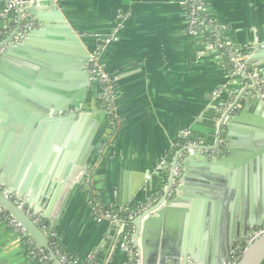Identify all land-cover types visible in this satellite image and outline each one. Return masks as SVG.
I'll return each instance as SVG.
<instances>
[{"label":"crops","instance_id":"1","mask_svg":"<svg viewBox=\"0 0 264 264\" xmlns=\"http://www.w3.org/2000/svg\"><path fill=\"white\" fill-rule=\"evenodd\" d=\"M205 2L207 14L224 25L229 41L248 48L262 45L264 0ZM55 5L88 52L95 53L99 70L112 78V111L121 123L114 132L107 111L101 107L100 85L91 80L81 108L88 112L90 121L73 126L80 138L87 134L89 126L98 123L86 161L88 167L79 182L67 191L56 188L57 197L64 194L54 219L45 227V231L55 235L61 250L81 261L91 257L94 264H134L131 255L136 248L129 242L126 249L117 246L119 222L133 228L130 220L135 214L164 194L180 150L181 130L188 128L202 145L214 146L219 114L232 100H238L240 109L247 105L242 121L233 122L230 132L227 126L221 130L224 142L230 133L233 159L216 165V172L204 165L209 162L191 159L184 164L186 156L182 158L173 196H180L186 210L184 216L192 217L188 225L183 221L182 235L171 224L165 242L171 246L186 240L205 256L213 235L204 233L198 240L200 231L195 219L207 218L210 228L221 210L225 220L229 212L248 216L251 211V219L255 220L264 204V137L255 138V134L264 136L263 128L256 123L264 108L259 101H251L247 92L237 91L240 84L228 80L221 57L200 53L197 38L186 33L182 0H56ZM3 7L4 1L0 0V11ZM39 12L42 16L36 18L24 11L22 19L31 20V29L46 26L47 32L53 31L48 27L59 22L47 16V7ZM119 14L125 17L121 20ZM15 28L13 18L0 19V31L7 33L4 39ZM33 43L49 46V41L39 37L33 38ZM257 62L255 67L264 71V51ZM215 90L219 92L212 96ZM244 136L249 139L244 141ZM224 149L223 155L228 153ZM203 153L212 159L223 156ZM247 153L254 154L246 162ZM163 157L164 166L159 168L157 164ZM217 184L222 185L219 196L213 194L217 189L213 185ZM227 185L230 191L224 195ZM173 196L167 195V199ZM99 209L115 212L117 221H96ZM136 250L149 254L148 245L144 252ZM33 253H28L25 241L15 230L0 223V264H36L37 254Z\"/></svg>","mask_w":264,"mask_h":264},{"label":"water","instance_id":"2","mask_svg":"<svg viewBox=\"0 0 264 264\" xmlns=\"http://www.w3.org/2000/svg\"><path fill=\"white\" fill-rule=\"evenodd\" d=\"M46 7L50 10L47 16L59 22L48 27V30L53 31L47 32V27L42 26L39 30H28L21 38L14 40L22 21L21 12L27 11L40 18L42 15L39 11ZM16 13L18 20L15 30L0 42V47H5L0 54V206L33 239L35 254L40 255V249L43 248L53 264H61L53 248L49 246L55 242V235H46L27 211L40 214L43 224L47 226L54 219V211L64 194L57 197L56 188L63 187V191H67L79 182L81 175L87 170L86 161L98 123L94 122L89 126L90 130L80 138L73 131V126L90 121L88 112L81 111L82 99L92 80L87 68L90 52L82 44L80 37L65 23L54 2L41 0L39 4L26 3L22 7L17 5ZM35 37L49 41V46H33L31 43ZM250 51L247 63L255 67L259 64L257 58L264 51V42L253 46ZM260 74L264 79V71ZM252 100L258 101L256 98H251ZM261 106L264 108L262 104ZM246 108L245 104L232 115H228L227 110L221 112L214 146L201 148H215L222 128L227 126L230 132L233 122L243 120ZM256 123L264 132V112ZM229 134L225 141L227 154L212 159L195 148L183 163L199 159L209 162L204 165L218 172L216 165L233 159ZM262 137L264 136L255 134V138ZM243 139L245 141L249 138L244 136ZM253 154H244L245 161H249ZM175 163L176 157L172 167ZM171 180L172 171L168 179L169 186ZM222 180L224 179H220L221 182ZM169 186L159 200L139 210L130 220L133 225L130 245L143 252L149 246V254H140V264H225L230 259L232 247L246 240L253 230L264 223V204L255 220L251 219L254 211L249 212L248 216H237L229 212L225 220L221 218L223 212L219 210L210 228L207 226V218H203L206 225L202 217L195 219L200 231L198 240L202 239L204 233L213 235L207 255L197 253L186 240L167 245L165 237L171 229L170 225L182 235L183 221L188 225L192 217L184 216L186 210L179 195L167 199ZM213 187L218 189L213 194L219 196L222 185ZM229 191L227 185L223 190L224 195ZM15 200H22L24 206L18 207ZM242 249L236 264H261L264 260V232L255 236ZM131 259H134L133 254Z\"/></svg>","mask_w":264,"mask_h":264},{"label":"built area","instance_id":"3","mask_svg":"<svg viewBox=\"0 0 264 264\" xmlns=\"http://www.w3.org/2000/svg\"><path fill=\"white\" fill-rule=\"evenodd\" d=\"M4 7L0 11V19H7L11 12H15L13 17L14 24L17 23L18 15L16 17V6L22 7L26 3L28 4H39L41 0H3ZM56 2V0H50ZM185 15V29L186 33L190 36L197 38V42L201 45L200 53H214L217 54L223 62L226 64L228 70V80L234 82L235 80L239 82L240 86L237 91L247 92L251 98H256L264 106V79L261 76L257 67L250 66L247 60L250 55V48L247 46H240L228 40L225 35L224 25L218 24L214 21L206 12V2L205 0H182ZM21 12V22L19 24L18 34L14 37V40L21 38L23 34L30 30L32 27V22L29 19H22ZM118 18L123 19L125 15L119 14ZM6 34L4 31H0V42L4 39L2 34ZM112 37V35H111ZM4 46L0 47V54L4 50ZM249 51V52H248ZM87 68L91 74L92 80H98L100 85V99L106 111L110 116L109 123L113 126V131L115 132L120 126V120L113 113V101L115 95V88L112 78L108 73H103L99 70L95 62V53H90V58L87 63ZM219 90L212 92V96H216ZM239 92V93H240ZM233 90L230 92L232 96ZM227 110L228 115L237 113L240 110V105L238 100H232L228 103L226 107L223 108L222 112ZM180 150L176 154V163L170 169L172 171V180L168 189L167 195L169 197L173 196L177 184L178 178L181 172V161L184 156L191 154L195 148L200 150L202 153L207 152V154L220 156L223 155L225 149V142L221 136L218 138L217 146L215 148H201L202 141L194 135L192 130L186 128L180 131ZM165 163V158L163 157L157 164V167L162 168ZM18 207L22 208L24 202L22 200H15ZM28 215L32 220L39 225L41 230L46 235H54L52 232L45 231V225L41 224L42 219L38 214L27 211ZM136 215V214H135ZM96 221H101L102 219L110 220L111 222H116L118 216L115 212L110 210H100L95 215ZM0 223L15 230L25 241L27 251L33 256V246L35 245L33 239L28 235L25 229L3 208L0 206ZM119 241L117 246L120 249H126L128 247V242L132 239L133 228L128 223L119 222ZM264 232V223L262 226L253 230L249 237L241 243L235 244L231 249L230 259L225 264H236L239 259L243 249L255 236ZM51 247L61 264H94L93 258L88 257L87 260L81 261L76 258H72L69 255L62 252L57 244L51 243ZM133 256L135 257V264H140V254L135 249ZM36 264H53L46 252H42L40 255L34 257Z\"/></svg>","mask_w":264,"mask_h":264},{"label":"trees","instance_id":"4","mask_svg":"<svg viewBox=\"0 0 264 264\" xmlns=\"http://www.w3.org/2000/svg\"><path fill=\"white\" fill-rule=\"evenodd\" d=\"M14 16H15V12H11L10 15H9V17H8V19H9L10 17L13 18ZM1 37L4 38V37H5V34L3 33ZM108 117H109V119H110V116H108ZM110 127H111V126H110ZM117 213H118V212H117ZM119 214L122 215L123 212H119ZM41 224H43V222H41ZM54 244H57V245L59 246L60 250H61L60 245H59L56 241L54 242ZM61 251L63 252V250H61ZM261 264H264V260H263V262H262Z\"/></svg>","mask_w":264,"mask_h":264},{"label":"rangeland","instance_id":"5","mask_svg":"<svg viewBox=\"0 0 264 264\" xmlns=\"http://www.w3.org/2000/svg\"><path fill=\"white\" fill-rule=\"evenodd\" d=\"M96 81L98 82V80H96ZM98 83H99V82H98ZM99 94H100V93H99ZM100 100H101V99H100ZM100 102H101V107H102V109L106 111V107L104 106V104L102 103V101H100ZM108 116H109V115H108ZM108 122H109V120H108ZM109 124H110V123H109ZM110 126H111V125H110ZM111 127H113V126H111ZM133 258H134V259H133V262H134V264H135V262H136L135 260H136V259H135L134 256H133Z\"/></svg>","mask_w":264,"mask_h":264}]
</instances>
